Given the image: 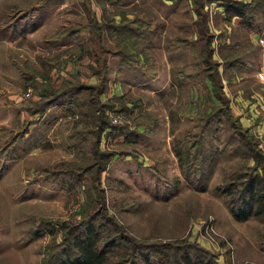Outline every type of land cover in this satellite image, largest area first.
Listing matches in <instances>:
<instances>
[{"label":"rangeland","instance_id":"374dc122","mask_svg":"<svg viewBox=\"0 0 264 264\" xmlns=\"http://www.w3.org/2000/svg\"><path fill=\"white\" fill-rule=\"evenodd\" d=\"M261 84L264 0H0V264H264Z\"/></svg>","mask_w":264,"mask_h":264},{"label":"trees","instance_id":"16d2710c","mask_svg":"<svg viewBox=\"0 0 264 264\" xmlns=\"http://www.w3.org/2000/svg\"><path fill=\"white\" fill-rule=\"evenodd\" d=\"M234 11L239 15L242 14V10L236 5L234 6ZM258 180L261 183L260 177H254L253 175L246 179L245 189L248 196L240 203L241 211L237 212L232 207L230 208L235 217L244 218L250 211L256 214L264 209V189L261 187L257 189L258 191L255 189ZM228 185L230 186L232 183L229 182ZM253 203L257 206L252 211L251 206ZM98 240L99 234L97 231L93 230L90 226L86 227L82 234L76 236L72 241L74 254L72 256L57 258L54 264H104L107 260L106 249L98 243ZM140 259L144 261V264H157L152 263L145 256H142ZM183 264L194 263L191 262L190 258H184Z\"/></svg>","mask_w":264,"mask_h":264},{"label":"crops","instance_id":"0c3cea01","mask_svg":"<svg viewBox=\"0 0 264 264\" xmlns=\"http://www.w3.org/2000/svg\"><path fill=\"white\" fill-rule=\"evenodd\" d=\"M262 88L264 87V84H261ZM236 88H239V85L236 84Z\"/></svg>","mask_w":264,"mask_h":264}]
</instances>
